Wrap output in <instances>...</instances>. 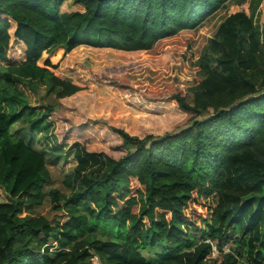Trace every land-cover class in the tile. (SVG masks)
Returning <instances> with one entry per match:
<instances>
[{"label":"trees","instance_id":"obj_1","mask_svg":"<svg viewBox=\"0 0 264 264\" xmlns=\"http://www.w3.org/2000/svg\"><path fill=\"white\" fill-rule=\"evenodd\" d=\"M63 1L0 0V64L44 72L63 99L83 86L40 61L43 52L56 48L54 61L61 49L170 52L193 99L175 94L177 106L213 113L155 140L113 128L132 152L105 156L102 174L69 195L50 186L42 151L0 118L9 198L0 201V264H211L212 246L218 264H264V94L245 95L264 88V0H72L82 11H60ZM11 40L18 60L7 57ZM208 50L219 56L201 77ZM67 206L85 218L66 216ZM227 241L234 251L221 249ZM153 249L147 261L142 251Z\"/></svg>","mask_w":264,"mask_h":264},{"label":"rangeland","instance_id":"obj_2","mask_svg":"<svg viewBox=\"0 0 264 264\" xmlns=\"http://www.w3.org/2000/svg\"><path fill=\"white\" fill-rule=\"evenodd\" d=\"M59 10L82 11V8L72 0H64ZM211 35L207 32L204 37ZM21 50L22 46L11 40L7 57L18 60ZM54 50L56 48L43 52L40 61L47 59L55 65V72L69 77L83 89L68 98L57 99V88L44 72L0 64V118L8 124L11 133L31 141L42 151L50 186L66 195L81 190L101 175L105 156L118 158L132 152L133 146L114 136L113 128H121L130 136L155 140L213 113L211 107L195 114L177 106L175 94L182 96L188 105L193 104V99L186 91V74L175 72L178 62L170 52L153 55L77 49L71 53L72 57H67L61 49L59 58L54 61L50 57ZM258 53L259 67L264 69V38ZM78 55L79 62H73ZM218 56L215 50L206 51L198 75L203 77L216 67ZM92 77L101 82H94ZM257 93L264 94V88L245 95ZM8 200L0 187V201ZM64 212L66 216L85 218L78 208L67 206ZM47 248L60 251L65 247L51 243ZM156 249L142 251L147 261L154 260ZM221 249L234 251L235 246L227 241ZM218 251L217 248L211 250V264L219 263ZM91 261L100 264L96 257Z\"/></svg>","mask_w":264,"mask_h":264},{"label":"built area","instance_id":"obj_3","mask_svg":"<svg viewBox=\"0 0 264 264\" xmlns=\"http://www.w3.org/2000/svg\"><path fill=\"white\" fill-rule=\"evenodd\" d=\"M214 248V246H212V249Z\"/></svg>","mask_w":264,"mask_h":264}]
</instances>
